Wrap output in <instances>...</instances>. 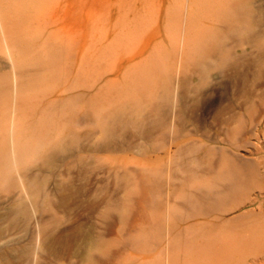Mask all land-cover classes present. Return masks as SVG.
Wrapping results in <instances>:
<instances>
[{
	"label": "rangeland",
	"instance_id": "1",
	"mask_svg": "<svg viewBox=\"0 0 264 264\" xmlns=\"http://www.w3.org/2000/svg\"><path fill=\"white\" fill-rule=\"evenodd\" d=\"M98 1L0 0V264H264V0ZM169 77L203 87L180 123L207 129L166 153Z\"/></svg>",
	"mask_w": 264,
	"mask_h": 264
},
{
	"label": "bare ground",
	"instance_id": "2",
	"mask_svg": "<svg viewBox=\"0 0 264 264\" xmlns=\"http://www.w3.org/2000/svg\"><path fill=\"white\" fill-rule=\"evenodd\" d=\"M17 1V0H16ZM100 1V0H99ZM98 1V2H99ZM186 1V0H185ZM184 0H183V2H185ZM12 1H10V4H12L11 3ZM95 2V1H94ZM7 3H8V1H7ZM14 1H13V4L12 5H14ZM109 3V2H108ZM10 4L8 5L7 4V6L9 7L10 6ZM15 4H17V3H15ZM103 4V3H102ZM101 4V5H102ZM4 5V4H3ZM6 5V4H5ZM108 6V5H107ZM15 7H17V6H15ZM185 7V6H184ZM11 8V7H10ZM9 8V9H10ZM2 9V8H1ZM0 9V10H1ZM3 9H4V7H3ZM8 8H7V10H9ZM13 9V8H12ZM17 9V8H16ZM111 9V8H110ZM183 9V10H182ZM5 10V9H4ZM6 11V10H5ZM19 11V10H18ZM25 10H23V12H24ZM16 11H14V14H16L15 13ZM27 12V11H26ZM109 12V11H108ZM180 12H183V14H184V19H182V21L184 20L185 21V23H187L186 24V26H184V25H182L183 26V29H182V32H183V30H184V37H185V35L186 34H188V33H186V29H188L187 28V26H188V16H190V14H186V17H185V13L184 12H186V10L184 11V8H181V10H180ZM3 12H1V15H3L2 14ZM18 13V12H17ZM107 13V12H106ZM10 13H8L7 15H9ZM24 14H26L25 12H24ZM29 14V13H28ZM108 14V13H107ZM182 14V13H181ZM182 14V15H183ZM11 15H13V13H11ZM181 15V16H182ZM19 16V15H18ZM24 16V15H23ZM107 16H109V15H107ZM3 17H5V21H6V15H3ZM9 17H10V15H9ZM20 17V16H19ZM26 17V16H25ZM29 17H30V15H29ZM183 17V16H182ZM12 18V19H11ZM10 19H8L7 18V20L9 21L10 20V23L11 22H13V21H11V20H14L15 18L16 19H18V17L17 16H15V18H13V17H11ZM21 18H22V16H21ZM20 18V19H21ZM35 18V17H34ZM107 17H105V19H106ZM19 19V20H20ZM28 19H30V18H28ZM24 20V19H23ZM23 20L21 21V23L23 22ZM30 20H32V19H30ZM34 20V19H33ZM7 21V22H8ZM18 21V20H17ZM17 21H15V22H13L12 24H14L15 23V28H16V23H17ZM24 21H26V20H24ZM18 22H20V21H18ZM10 23H8V25L10 24ZM100 23V22H99ZM98 23V24H99ZM102 23V22H101ZM103 23H105V22H103ZM3 24H4V22H3ZM106 24V23H105ZM182 24H184V22H182ZM8 25L6 26V28L8 27ZM23 25V24H22ZM32 25H34V24H32ZM181 25V24H180ZM3 26V25H2ZM14 26V25H13ZM189 27V26H188ZM4 28V27H3ZM12 28V27H11ZM11 28H8L9 30H12ZM15 28H14V30H12L13 31V34L12 35H14V33H15ZM20 28H21V26H20ZM190 28V27H189ZM108 29V28H107ZM22 30V29H21ZM3 31H4V29H3ZM18 31V29L16 30V32ZM5 32V31H4ZM4 32H2V33H4ZM182 32H179V35L178 36H180V37H178L179 39H178V41H177V43H179L178 45V47H177V49H180L181 48V50L182 49H184L185 48V39L183 38L182 40L180 39L181 38V36H183V35H180V34H182ZM18 33H19V31H18ZM23 33V32H22ZM3 35V34H2ZM9 36L11 35V33L10 34H8ZM7 35V36H8ZM7 37H5V39H6ZM20 39H21V36H20ZM9 42H7V43H12V45L10 44V46L11 47H13V44H14V42L17 44V42L19 43V41H17V40H19V39H10L9 38ZM14 40V42H12ZM6 41H8V40H6ZM93 41V40H92ZM179 41H181V42H179ZM88 43V42H87ZM93 43V42H92ZM91 43V46L93 45L94 46V44H92ZM100 43V42H99ZM102 43V42H101ZM176 41H175V46H177L176 44ZM19 46V44H17L16 45V47L17 48H19L18 47ZM90 46V48L92 49L93 47H91ZM109 46V45H108ZM107 47V46H106ZM111 47H113V45L111 46L110 45V48L109 49H104V51H106L107 52V50L108 51H111ZM15 48V47H14ZM21 48V47H20ZM170 49V48H169ZM175 49V48H174ZM176 49V50H177ZM14 50V49H13ZM16 50V49H15ZM93 50V49H92ZM176 50H174L175 52H176ZM185 50V49H184ZM103 51V52H104ZM114 50L112 49V52H113ZM180 51V50H179ZM227 51V50H226ZM112 52H110V54H112ZM167 52H169V50L167 51ZM177 52H178V50H177ZM85 53V55L87 54L88 55V53H86V51L84 52ZM128 53V52H127ZM160 53V52H159ZM169 53H171V52H169ZM174 53V52H173ZM102 54H104V53H102ZM107 55H108V58H109V55L110 54H108V53H106ZM84 55V57H86ZM99 55H100V53H99ZM105 55V54H104ZM156 55H158V54H156ZM175 55H176V53H175ZM112 56H113V54H112ZM171 56H172V54H171ZM102 57L103 58H105V56H103L102 55ZM116 57V56H115ZM115 59V58H114ZM114 59H113V61H114ZM95 60H97L96 58H95ZM98 60H99V58H98ZM105 60V59H104ZM170 60V59H169ZM17 62H18V60H17ZM16 62V63H17ZM16 63H14V64H16ZM22 62H20L19 64H21ZM113 63V62H112ZM18 64V65H19ZM32 65L33 64H31V66L29 65V67H32ZM37 65H39V64H37ZM36 65V66H37ZM126 65H131V66H129V67H131V69L129 70V72L125 75V76H123V77H125L124 78V81H125V83L126 84H128V85H134V89H135V86H136V88H137V86H140L141 84L143 85V87H144V84L142 83V81L140 80V79H142V78H139L138 76V74L140 73V70L142 71V70H144L143 68H144V64H142L141 62H135V63H128V64H121V66L119 67V70H123V68H125V66ZM15 66V65H14ZM25 66V65H24ZM24 66H16L17 68H18V71L20 72V74H23L24 73V71H25V69L23 68ZM35 66V65H34ZM28 67V66H27ZM28 67V68H29ZM39 68H40V66H38ZM15 68V67H14ZM17 68H15V69H17ZM26 68V67H25ZM28 68H26L27 70H28ZM146 68V67H145ZM34 69V68H33ZM41 69H43V67H41ZM40 69V70H41ZM129 69V68H128ZM147 69V68H146ZM35 70V69H34ZM44 70V69H43ZM207 70H209V69H207ZM47 71V70H46ZM178 71V70H177ZM27 72V71H26ZM44 72H45V70H44ZM109 72V71H108ZM179 73V72H178ZM106 74V73H105ZM105 74H104V76H105ZM124 75V74H123ZM138 75V76H137ZM20 76V75H19ZM28 76L30 77V75L28 74ZM103 76V77H104ZM24 77V76H23ZM177 77V76H176ZM179 77V76H178ZM25 78V77H24ZM174 78V77H173ZM205 78V77H204ZM206 78H207V75H206ZM1 79L2 78H0V81H1ZM4 79H7L8 80V78H7V76L4 78ZM21 79V78H20ZM32 79V78H31ZM101 79V78H100ZM169 82L171 81V78L169 77ZM175 79V78H174ZM208 79V78H207ZM22 80V79H21ZM183 80V79H182ZM206 80V79H205ZM5 81V80H4ZM18 81V80H17ZM100 81V80H99ZM98 81V82H99ZM119 81V78L118 77H116V78H111V79H108L107 80V83L108 84H114V83H117ZM144 81H146V80H144L143 79V82ZM148 81H149V79H148ZM174 81V80H173ZM187 81V79H185V81L184 82H186ZM208 81V80H207ZM2 82H3V79H2ZM1 82V83H2ZM12 82V81H11ZM168 82V80L167 81H165L164 83L165 84H168L167 86H166V88L161 92H159V94H160V101L155 105V108H156V110L159 112V114L161 115V118H160V121L158 122H156L157 124H155V126L156 125H159L160 126V129L162 130V132H169L170 133V138H169V140H167V142H165L164 143V145H162V147H161V150H163L164 152L166 151V153H171V152H173L174 151V149L175 148H177V149H181V147H183V145H184V143L185 142H191L192 140H194V139H190V137L189 138H185V137H187V136H190V135H195V134H201L204 130H206L207 129V125L205 124V119L203 118L202 120H200L199 121V119H196L195 121H197L198 123L197 124H195V127L193 128V130L192 129H190V127L192 126L193 127V124H190V127H189V124L188 125H182L180 122V120H182L181 119V116H182V113H183V108L184 107H182V105H183V103L185 104V105H187L188 103V99L190 98V97H193V96H200V95H202L203 93H202V90H204L203 89V87H202V89L201 88H199L198 86H196V84H195V89H194V94H193V96L192 95H190V97L189 98H187L186 99V97H187V95L186 96H184V95H182L181 93H179L180 91H181V86H183V81H182V85H181V83H180V81H176V83H178L177 84V86H176V88L178 87V90H177V94H178V97H177V99H178V101H176L175 99H174V97H175V94H174V92L173 91H175L174 89H173V87L171 88L170 87V85L172 84L171 82L170 83H167ZM0 83V84H1ZM9 83V82H8ZM174 83L175 82H173V85H174ZM209 83V82H208ZM13 84V83H12ZM18 84H19V82H18ZM18 84H16V86H18ZM147 84V83H146ZM5 85H7V84H5ZM4 85V86H5ZM25 85H27V84H25ZM164 85V84H163ZM173 85H171V86H173ZM15 86V85H14ZM108 86V85H107ZM107 86L105 87L106 89H107ZM126 86V85H125ZM26 87V86H25ZM104 87V86H103ZM140 87H142V86H140ZM162 87H164V86H162ZM184 87V86H183ZM186 87V86H185ZM18 88V87H17ZM23 88V87H22ZM105 88H103V89H105ZM133 88V87H132ZM105 89V90H106ZM138 89V88H137ZM136 89V90H137ZM171 89H173V90H171ZM183 89H185V88H183ZM182 89V90H183ZM189 89V88H188ZM191 89V88H190ZM189 89V91H188V93H185V94H190L191 93V91H193V90H190ZM8 90V89H7ZM16 90V89H15ZM14 90V91H15ZM18 90V89H17ZM20 90H21V88H20ZM87 90V89H86ZM88 90H90V89H88ZM102 90V88L99 90V91H101ZM140 90H144L143 88H141ZM161 90V89H160ZM103 92V91H102ZM204 92V91H203ZM101 93V92H100ZM150 93V92H149ZM173 93V94H172ZM12 94V93H11ZM84 94V93H83ZM83 94H81V95H83ZM98 95H99V93H97ZM102 94V93H101ZM7 95V94H6ZM5 95V96H6ZM80 95V96H81ZM94 95V94H93ZM103 95V94H102ZM10 96V95H9ZM9 96H8V98H9ZM86 96V94L83 96V97H85ZM4 97V96H3ZM89 97V96H88ZM172 97H173V99H172ZM197 98V97H196ZM195 98V99H196ZM4 99H7V98H4ZM112 99V98H111ZM110 99V100H111ZM114 99V98H113ZM112 99V100H113ZM192 99V98H191ZM197 99H199V98H197ZM196 99V100H197ZM111 100V101H112ZM108 100H106V103H110V102H107ZM193 100H191L190 102H192ZM194 102H196L195 100H194ZM194 102H193V106H198V105H200V103L199 102H197L196 104H194ZM210 103V102H209ZM105 104V103H104ZM111 104V103H110ZM117 104V103H116ZM213 104H214V102H213ZM107 105V104H106ZM115 104H113L112 106H114ZM120 105V109H122V105L121 104H119ZM189 105V104H188ZM187 105V108L190 106V107H192L191 105H189L188 106ZM108 106H110V105H107V107ZM184 106V105H183ZM104 107H106V106H103L102 108H104ZM124 107H126V106H124ZM213 107H214V105H213ZM110 107H108V109H109ZM114 108H115V106H114ZM211 107H210V105H206L205 104V106H204V111H205V115H207L208 113H209V109H210ZM120 109H118L119 111H121ZM127 110H128V108H126ZM110 110V109H109ZM185 110V109H184ZM114 111V110H113ZM101 112H104V111H101ZM115 112V111H114ZM119 113V112H118ZM97 115V114H96ZM99 115L101 116V113H99ZM103 115V114H102ZM99 116V117H100ZM199 116V115H198ZM122 117V116H121ZM115 123L117 122V121H119L120 119H119V116H118V114H115ZM182 118H184V119H186L185 117H184V115H183V117ZM109 120V119H108ZM122 120H123V118H122ZM1 121V120H0ZM182 122H184V120H182ZM2 127V128H1ZM0 127V132H1V137L2 138H0V139H4V136H6V126H5V124L4 125H2ZM143 130V129H142ZM209 130V129H208ZM207 130V131H208ZM2 131H5V132H2ZM160 131V130H159ZM194 131V132H193ZM207 131H206V133H207ZM147 132V131H146ZM162 132H160L161 134H160V136L162 135ZM205 133V134H206ZM142 134H144L143 132H142ZM202 134H204V133H202ZM208 134H210L209 132H208ZM208 134L206 135V136H208ZM168 135V134H167ZM163 136V135H162ZM164 137H165V135H164ZM42 138V137H41ZM191 138H193V137H191ZM212 137H211V135H210V139H211ZM6 139V138H5ZM44 139V138H43ZM35 141V140H34ZM42 142H43V140H42ZM162 142V141H161ZM198 142V141H197ZM5 143V142H4ZM36 143H37V141H36ZM44 144H45V142H43ZM50 143V142H49ZM220 143L222 144V145H228V146H230V147H234V148H236V147H238L235 143H234V141L230 138V139H222L221 141H220ZM3 144V143H2ZM187 144H189V143H187ZM187 144H185V147H186V145ZM192 144V143H191ZM190 144V145H191ZM187 146H189V145H187ZM1 147H2V145H1ZM156 147V146H155ZM184 147V148H185ZM193 147V146H192ZM195 148H196V146H194ZM9 149V148H8ZM176 149V150H177ZM186 149V148H185ZM196 149H198V148H196ZM3 150V149H2ZM7 150V149H6ZM6 150H5V152H6ZM37 150V149H36ZM38 151V150H37ZM182 151V150H181ZM190 151V150H189ZM191 151H193V149L191 150ZM196 151V150H195ZM194 151V152H195ZM3 152V151H2ZM8 152V151H7ZM193 152V153H194ZM207 152H208V154L210 155V150L208 149L207 150ZM0 153H1V151H0ZM207 154V153H206ZM9 156V155H8ZM6 157V160L7 159H9L7 156H5ZM159 156H157L156 158H150V160H149V163H150V165L151 164H153L154 162H156V161H158L159 160ZM1 159H4V158H1ZM9 161V160H8ZM7 161V164H5V166L6 165H8V167L10 166V162H8ZM222 161H224V160H222ZM2 161L0 160V165H2V163H1ZM9 163V164H8ZM223 163H225V161L223 162ZM222 163V164H223ZM3 164H4V161H3ZM4 166V170H6V169H8V168H6ZM218 166V165H217ZM2 167V166H1ZM222 167V166H221ZM6 168V169H5ZM215 169H216V166L215 167H213L212 165H211V167H210V172H215ZM218 170L220 169V168H217ZM8 171H9V169H8ZM7 172V171H6ZM6 172H5V174H4V176L6 175ZM216 172H218V171H216ZM8 174H9V172H8ZM8 174H7V176H8ZM10 174H11V172H10ZM145 174H147L146 172H145ZM21 175V174H20ZM23 175V174H22ZM10 176V175H9ZM218 176V175H217ZM11 177L12 176H10V178H8V179H11ZM21 177V176H20ZM23 178L24 177H26L25 176V174H24V176H22ZM205 178H210V177H206L205 176ZM204 178V180L206 181V179ZM24 180V179H23ZM135 180V179H134ZM198 181V180H197ZM199 181H200V179H199ZM202 181H203V178H202ZM201 181V182H202ZM201 182H199V184L201 183ZM192 184H194V183H192ZM202 184H204V183H202ZM195 186V185H194ZM202 187V186H201ZM197 189V188H196ZM203 189V188H202ZM201 189V190H202ZM200 191V190H199ZM214 191V190H213ZM216 191V190H215ZM198 192V191H197ZM203 192V191H202ZM202 192H200L201 193V196H199V198H201L202 200H204V202L203 203H205L206 201L205 200H207L208 201V199H206L207 197L208 198H210L211 196H210V194H208V196L206 195V193H204V194H202ZM221 192V191H220ZM217 193V192H216ZM226 194V193H225ZM194 195V194H193ZM199 195V194H198ZM212 195H213V193H212ZM227 195V194H226ZM225 195V196H226ZM191 196H192V194H191ZM222 197H224V195L222 194L221 195ZM194 198H196L195 196H193ZM192 197V198H193ZM215 198H216V196H215ZM201 199L199 200H197V199H194V200H196V201H200V202H198V203H201ZM193 200V199H192ZM251 200V199H250ZM194 202V201H193ZM251 202V201H250ZM192 203V202H191ZM195 203H197V202H195ZM203 203H201V205L203 204ZM252 203V202H251ZM250 203V204H251ZM244 204V203H243ZM169 206V205H168ZM201 208L203 209V207L201 206ZM198 209H199V207L197 208V212L199 213L198 215L200 216H198V215H196L194 218H196V219H198L197 217H199V219L202 217V216H205V214L208 216L210 213H205V211H204V209L203 210H201L200 211V209H199V211H198ZM233 209V208H232ZM235 209V208H234ZM233 209V210H234ZM263 210L264 209H262V212H263ZM227 211V210H226ZM196 212V213H197ZM207 212V211H206ZM264 214V213H263ZM261 215H262V213H261ZM210 216V215H209ZM218 216V215H217ZM216 216V217H217ZM206 217V216H205ZM204 218V217H203ZM219 218V219H218ZM220 218H222V217H217V218H212V219H218V220H220ZM206 219V218H205ZM197 223V222H196ZM199 223V222H198ZM215 223V222H214ZM213 223V224H214ZM211 225H212V223H211ZM194 226V225H193ZM42 230H43V228H42ZM256 241V240H255ZM258 241H256L255 243H257ZM263 241H261V243H262ZM258 243H260V242H258ZM257 243V244H258ZM260 243V244H261ZM264 243V242H263ZM263 243H262V245H257L255 248H259L260 246V248L261 249H263L264 248V245H263ZM96 243H94V244H92V245H95ZM263 247V248H262ZM254 248V249H255ZM256 250V249H255ZM259 250V249H258ZM258 254H260V253H258ZM255 255H253V257H254ZM256 256L258 257V255L256 254ZM256 258V257H255ZM259 258V257H258ZM257 259V258H256Z\"/></svg>",
	"mask_w": 264,
	"mask_h": 264
}]
</instances>
